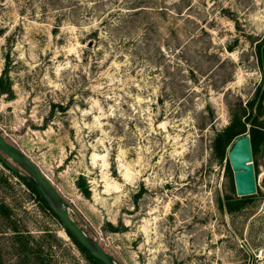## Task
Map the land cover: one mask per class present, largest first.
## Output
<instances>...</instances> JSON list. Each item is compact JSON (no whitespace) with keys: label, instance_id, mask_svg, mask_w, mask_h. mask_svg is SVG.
<instances>
[{"label":"rangeland","instance_id":"obj_1","mask_svg":"<svg viewBox=\"0 0 264 264\" xmlns=\"http://www.w3.org/2000/svg\"><path fill=\"white\" fill-rule=\"evenodd\" d=\"M263 89L264 0H0V132L122 264H264V134L245 196L216 143ZM0 204V264H92L2 162Z\"/></svg>","mask_w":264,"mask_h":264},{"label":"water","instance_id":"obj_2","mask_svg":"<svg viewBox=\"0 0 264 264\" xmlns=\"http://www.w3.org/2000/svg\"><path fill=\"white\" fill-rule=\"evenodd\" d=\"M228 157L234 171L237 194L243 196L255 193V169L249 133L244 132L235 139L228 152ZM0 161L36 188L40 197L53 211L60 223L99 264H122L72 216L68 200L43 172L41 167L1 132Z\"/></svg>","mask_w":264,"mask_h":264},{"label":"trees","instance_id":"obj_3","mask_svg":"<svg viewBox=\"0 0 264 264\" xmlns=\"http://www.w3.org/2000/svg\"><path fill=\"white\" fill-rule=\"evenodd\" d=\"M262 57V55H261ZM262 97H264V89L262 92ZM264 126V125H263ZM262 125H260L259 123H255L253 124L251 130H250V138H251V145H252V151L253 153H255L257 151V146L259 145V143L262 141V136L264 134V127ZM246 132V127H245V123H243L241 121V116L238 114H234L232 117L231 122L222 130L220 131V133H218L217 137H216V143L217 145H219V147H221L222 151L224 149V147L237 135L242 134ZM1 162V161H0ZM3 164V163H2ZM5 166V165H4ZM7 168V167H6ZM21 178V177H20ZM21 180L34 192V194L36 195V197L38 198V200L41 202V204L43 205V207L48 210L51 214H53V216L56 217V215L53 213V211L46 205V203L44 202V200L40 197L38 191L36 190V188L29 182L26 181L24 179L21 178ZM245 196V195H244ZM246 197H235V196H227L226 197V201H225V206L227 208V210L229 211H234L238 208H240L241 205L244 204V202L246 201ZM5 207H3L2 204H0V210L4 209ZM57 218V217H56ZM60 222V221H59ZM64 227V226H63ZM65 229V227H64ZM67 234L71 237V239L73 240V242H75V244L78 246V248L83 251L86 256L88 257V259L90 260V262L92 264H99L96 259L91 256L73 237L72 235L69 233V231H67V229H65ZM15 231H17V239L19 240V242L21 243V251L22 252H27V248H29L28 245V241H24L23 240V235L20 231H18V229L15 227ZM24 241V242H23ZM28 253V252H27Z\"/></svg>","mask_w":264,"mask_h":264},{"label":"built area","instance_id":"obj_4","mask_svg":"<svg viewBox=\"0 0 264 264\" xmlns=\"http://www.w3.org/2000/svg\"><path fill=\"white\" fill-rule=\"evenodd\" d=\"M262 258H264V252L262 253Z\"/></svg>","mask_w":264,"mask_h":264}]
</instances>
